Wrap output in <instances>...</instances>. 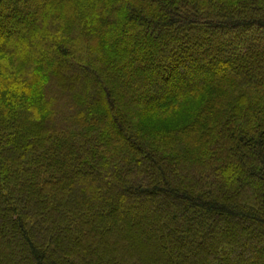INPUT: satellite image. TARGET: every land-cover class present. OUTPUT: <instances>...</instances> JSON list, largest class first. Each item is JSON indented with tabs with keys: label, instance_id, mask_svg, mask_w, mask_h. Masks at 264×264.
Here are the masks:
<instances>
[{
	"label": "trees",
	"instance_id": "obj_1",
	"mask_svg": "<svg viewBox=\"0 0 264 264\" xmlns=\"http://www.w3.org/2000/svg\"><path fill=\"white\" fill-rule=\"evenodd\" d=\"M0 264H264V0H0Z\"/></svg>",
	"mask_w": 264,
	"mask_h": 264
}]
</instances>
